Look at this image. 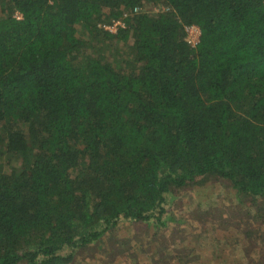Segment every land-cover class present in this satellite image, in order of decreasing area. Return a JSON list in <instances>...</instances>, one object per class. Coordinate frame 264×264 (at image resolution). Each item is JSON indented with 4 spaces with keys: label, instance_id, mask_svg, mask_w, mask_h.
Here are the masks:
<instances>
[{
    "label": "trees",
    "instance_id": "1",
    "mask_svg": "<svg viewBox=\"0 0 264 264\" xmlns=\"http://www.w3.org/2000/svg\"><path fill=\"white\" fill-rule=\"evenodd\" d=\"M211 181L257 207L235 240L259 248L264 0H0V264H73L122 221L161 231V264H193L164 231Z\"/></svg>",
    "mask_w": 264,
    "mask_h": 264
},
{
    "label": "rangeland",
    "instance_id": "2",
    "mask_svg": "<svg viewBox=\"0 0 264 264\" xmlns=\"http://www.w3.org/2000/svg\"><path fill=\"white\" fill-rule=\"evenodd\" d=\"M158 8L148 6V11L155 12ZM236 197L225 181H211L207 186L182 191L170 206V211L174 212L177 218H185L187 222L182 228L184 227L186 232L180 225L174 226V223H170L164 231L165 238H171L176 230L180 232V236L165 242L174 243L170 245L169 252L173 254L172 249L177 248L181 242L190 252L202 256L203 260H195L193 264L260 263V254L264 252L263 243L261 246L259 244V248L245 250L250 247V242L236 243L235 240L241 237L236 231V226L240 225L238 222L247 217L242 213H249V216L254 218L258 212L257 207L250 208L246 204V198H243L242 202L245 203L242 204ZM255 206H260V211H264V199H259ZM210 216L217 218L210 223ZM205 217L207 222L204 221ZM228 225L229 228L226 227ZM117 226L115 236L111 235L116 239L107 237L91 249L79 251L73 264H161V255L167 256L161 252V231L158 232L144 224L123 221ZM246 227L264 231V224L259 222L249 223ZM121 238L123 246L120 243ZM128 239L134 246L125 245Z\"/></svg>",
    "mask_w": 264,
    "mask_h": 264
},
{
    "label": "built area",
    "instance_id": "3",
    "mask_svg": "<svg viewBox=\"0 0 264 264\" xmlns=\"http://www.w3.org/2000/svg\"><path fill=\"white\" fill-rule=\"evenodd\" d=\"M124 22L122 19H115L109 23L102 24L103 29L115 33L119 27H123ZM185 40L191 46L194 47L199 42L200 29L196 25L184 26Z\"/></svg>",
    "mask_w": 264,
    "mask_h": 264
}]
</instances>
